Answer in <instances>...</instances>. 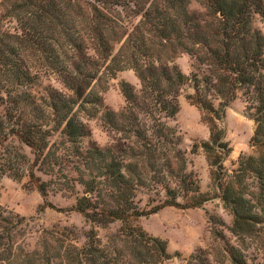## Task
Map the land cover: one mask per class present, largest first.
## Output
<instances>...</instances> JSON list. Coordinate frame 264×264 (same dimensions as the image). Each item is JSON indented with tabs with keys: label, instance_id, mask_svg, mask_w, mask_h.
Segmentation results:
<instances>
[{
	"label": "trees",
	"instance_id": "16d2710c",
	"mask_svg": "<svg viewBox=\"0 0 264 264\" xmlns=\"http://www.w3.org/2000/svg\"><path fill=\"white\" fill-rule=\"evenodd\" d=\"M191 1L0 0V178L27 176L44 200L79 184L73 209L91 225L82 243L66 228L42 229L30 247L28 219L0 205V264L169 259L166 242L137 219L166 206L200 207L212 197L199 190L168 122L180 96L208 128L201 148L211 190L232 214L230 235L212 230L210 244L184 264H256L247 241L264 233V36L252 18L257 13L264 22V0H194L199 11L189 8ZM184 53L194 60L188 74L174 63ZM123 70L138 83H121L124 105L115 111L102 105L101 94ZM51 75L64 90L48 85L36 94L40 79ZM238 97L255 124L250 142L258 153L240 155L227 171L231 148L221 122ZM97 113L110 141L82 148L84 118ZM67 162L74 176L65 173ZM35 171L52 177L41 180ZM140 189L155 203L141 207ZM114 221L119 228L101 240L94 226Z\"/></svg>",
	"mask_w": 264,
	"mask_h": 264
},
{
	"label": "rangeland",
	"instance_id": "374dc122",
	"mask_svg": "<svg viewBox=\"0 0 264 264\" xmlns=\"http://www.w3.org/2000/svg\"><path fill=\"white\" fill-rule=\"evenodd\" d=\"M189 8L194 11L201 10V6L194 0L189 3ZM252 26L264 36V22L257 13L253 14ZM174 63L185 74L194 70V60L188 54L177 57ZM127 81L137 85V79L131 70L118 71L114 77L109 79L108 87L101 94L102 105L113 110H119L124 105V99L120 91V85ZM51 85L58 90H64L58 79L51 75L40 79L34 89L36 94L42 92V86ZM168 122L175 127L180 138L182 148L186 150L187 169L197 178L198 187L201 192H209L210 199L196 208H176L166 206L147 216L139 217L136 221L148 234L158 236L166 242V248L170 258L163 264H184L190 253L205 248L211 242V231L223 229L229 236L228 227L232 222V214L223 207L222 201L213 196L212 183L210 180L209 167L206 163L201 144L208 139L209 131L201 121L196 107L189 104L183 96L179 98V109L174 118ZM86 134L81 139L82 148L98 145L106 146L110 141V134L101 125L99 113L93 117L84 118ZM221 125L225 128V138L229 143L231 151L223 161L227 171L235 167V162L240 155H256L258 149L251 144L250 137L253 134L255 124L244 110V102L240 97L236 98L225 109ZM55 135L50 139L57 140ZM195 145L197 148H195ZM28 157L32 155L27 146H23ZM194 150V152H192ZM65 173L74 176L71 163L64 165ZM35 175L41 180H47L52 176L35 171ZM256 191V188L252 189ZM81 186L75 184L72 193L66 192L63 196L60 192H48L44 200L40 193L33 187L27 176L20 179L11 177L0 178V205L23 215L28 219L29 232L26 240L30 247L35 243L42 229H55L64 231V228L73 232L77 243L84 240L83 233L90 229V224L84 217L73 209L75 196L80 194ZM77 192V193H76ZM154 195L145 189L136 193V201L141 207H147L150 198ZM147 204V205H146ZM211 220L216 223H212ZM220 220H222V225ZM120 226L119 221L109 223L106 227L94 226L97 236L105 240V236L116 231ZM231 237V236H230ZM247 255L253 258L256 264H264V233L260 230L252 240L247 241Z\"/></svg>",
	"mask_w": 264,
	"mask_h": 264
}]
</instances>
